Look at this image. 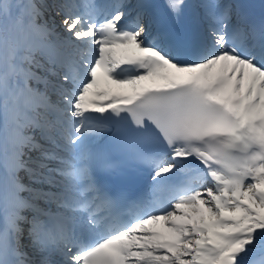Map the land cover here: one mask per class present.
Returning <instances> with one entry per match:
<instances>
[{"label": "snow or ice", "instance_id": "snow-or-ice-1", "mask_svg": "<svg viewBox=\"0 0 264 264\" xmlns=\"http://www.w3.org/2000/svg\"><path fill=\"white\" fill-rule=\"evenodd\" d=\"M0 264H264V0H0Z\"/></svg>", "mask_w": 264, "mask_h": 264}]
</instances>
